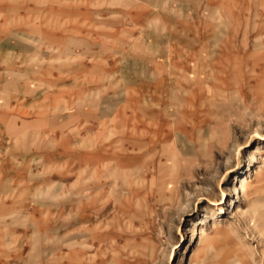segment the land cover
Returning a JSON list of instances; mask_svg holds the SVG:
<instances>
[{
    "label": "rangeland",
    "instance_id": "rangeland-1",
    "mask_svg": "<svg viewBox=\"0 0 264 264\" xmlns=\"http://www.w3.org/2000/svg\"><path fill=\"white\" fill-rule=\"evenodd\" d=\"M7 32L0 264H264V0H0Z\"/></svg>",
    "mask_w": 264,
    "mask_h": 264
},
{
    "label": "crops",
    "instance_id": "crops-1",
    "mask_svg": "<svg viewBox=\"0 0 264 264\" xmlns=\"http://www.w3.org/2000/svg\"><path fill=\"white\" fill-rule=\"evenodd\" d=\"M127 17H129V19H131V16L129 15V14H127L126 15ZM134 16H132V18H133ZM138 17V19H139V16H137ZM141 18H143V17H141ZM137 19V20H138ZM136 19H135V21H137ZM197 34H199L200 35V33H198V32H196ZM117 35H119V34H117ZM50 38V40L51 41H55L56 40V37H62V39L64 38V39H67V38H65V37H63V36H60V35H57L56 33H52V35H50L49 36ZM41 38V36H38V39H40ZM1 41H0V60H1V68H3L4 67V65H5V67H9V65H10V56H11V53H13L15 50L14 49H12V47H11V45H10V34L7 32L6 33V35H1ZM49 40V41H50ZM7 84V83H6ZM7 86H8V84H7ZM47 186V185H46ZM8 204V203H7ZM5 207V206H4Z\"/></svg>",
    "mask_w": 264,
    "mask_h": 264
},
{
    "label": "bare ground",
    "instance_id": "bare-ground-1",
    "mask_svg": "<svg viewBox=\"0 0 264 264\" xmlns=\"http://www.w3.org/2000/svg\"><path fill=\"white\" fill-rule=\"evenodd\" d=\"M256 177L257 178H259L260 177V172L258 171V172H256ZM255 177V178H256ZM241 180V187H242V191L243 192H248V191H251L252 189H254V186L252 185V184H250V183H246V180H245V178H242V179H240ZM258 181V180H257ZM255 182V181H254ZM219 225H220V223H214V225H213V231L212 232H206L205 230H202L201 231V235H200V238H199V247L198 248H200V246L208 239V238H212V237H214L215 236V234L217 233V231H218V229H219ZM197 248V249H198ZM196 249V250H197ZM196 252L197 251H193L192 253H191V257H189V259L192 261L193 260V258H194V256L196 255Z\"/></svg>",
    "mask_w": 264,
    "mask_h": 264
}]
</instances>
